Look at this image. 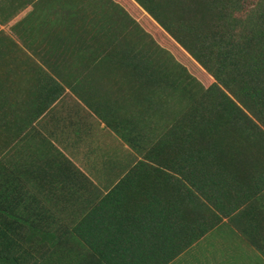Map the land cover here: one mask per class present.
I'll return each instance as SVG.
<instances>
[{
	"label": "crops",
	"instance_id": "0c3cea01",
	"mask_svg": "<svg viewBox=\"0 0 264 264\" xmlns=\"http://www.w3.org/2000/svg\"><path fill=\"white\" fill-rule=\"evenodd\" d=\"M77 1L0 0V203L35 222L82 217L87 196L75 201L79 211L72 212L65 208L71 199L61 194L81 173L98 197L111 191L116 205L138 213L120 220L127 226L118 235L142 240L163 235V249L169 248L170 239L191 235L197 225V169L192 165L189 183L175 155L173 165L163 168V185L154 186L149 169L136 166L135 151L107 124L145 136L151 132L144 127L155 121L145 93L136 98L130 72L112 64L125 59V42L113 20V2L119 0L111 5L82 0L81 9ZM100 3L105 5L98 11ZM126 46L129 60V40ZM245 156L237 170L236 162L231 166L243 183L235 195L259 189L264 200V152ZM226 183L230 186L229 179ZM156 187H163V214ZM210 191L215 204L235 203L226 185ZM254 235L264 244V226ZM169 264H264V255L223 217Z\"/></svg>",
	"mask_w": 264,
	"mask_h": 264
},
{
	"label": "trees",
	"instance_id": "16d2710c",
	"mask_svg": "<svg viewBox=\"0 0 264 264\" xmlns=\"http://www.w3.org/2000/svg\"><path fill=\"white\" fill-rule=\"evenodd\" d=\"M77 4L84 8L82 0ZM113 7L125 59L112 64L130 72L136 98L145 93L155 121L144 127L151 132L145 136L127 134L120 123L107 124L140 158L136 166L149 169L154 186L163 185V168L173 165L175 155L189 183L192 165L197 169V225L191 235L170 239L166 249L163 235L120 236L117 231L127 226L120 220L138 213L116 205L111 191L98 197L79 173L80 181L72 180L61 194L71 199L65 208L72 212L79 211L75 201L87 196L82 217L35 222L18 216L14 205L0 203V264H169L223 217L264 255V244L254 235L264 226L261 190L235 195L243 183L231 170L245 155L264 152V0H119ZM224 185L235 199L229 207L212 201L210 190ZM154 193L163 214V187Z\"/></svg>",
	"mask_w": 264,
	"mask_h": 264
}]
</instances>
